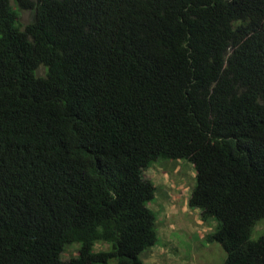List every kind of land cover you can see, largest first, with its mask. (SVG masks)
<instances>
[{
	"label": "trees",
	"instance_id": "trees-1",
	"mask_svg": "<svg viewBox=\"0 0 264 264\" xmlns=\"http://www.w3.org/2000/svg\"><path fill=\"white\" fill-rule=\"evenodd\" d=\"M14 2L35 18L0 0V264H143L160 160L195 167L223 264H264V0Z\"/></svg>",
	"mask_w": 264,
	"mask_h": 264
},
{
	"label": "rangeland",
	"instance_id": "rangeland-1",
	"mask_svg": "<svg viewBox=\"0 0 264 264\" xmlns=\"http://www.w3.org/2000/svg\"><path fill=\"white\" fill-rule=\"evenodd\" d=\"M17 12V24L24 29L34 21L35 10H22L14 0H9ZM46 69L41 67L38 75L44 76ZM144 176L157 187V192L149 207L157 215V243L141 255L143 264H223L226 252L220 244L210 241L217 224L204 222L198 210L189 207L192 190L196 184V169L188 161L160 160L144 170ZM264 233V220L254 230L253 238ZM110 245L99 242L95 252L110 249ZM79 244L68 246L62 254L67 260L77 256ZM109 264H115L111 261Z\"/></svg>",
	"mask_w": 264,
	"mask_h": 264
}]
</instances>
